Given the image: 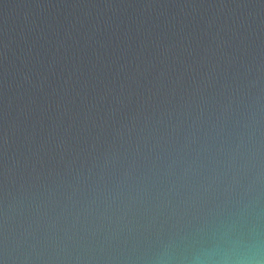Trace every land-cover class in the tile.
<instances>
[{
    "label": "water",
    "instance_id": "95a60500",
    "mask_svg": "<svg viewBox=\"0 0 264 264\" xmlns=\"http://www.w3.org/2000/svg\"><path fill=\"white\" fill-rule=\"evenodd\" d=\"M0 264H264V0H0Z\"/></svg>",
    "mask_w": 264,
    "mask_h": 264
}]
</instances>
